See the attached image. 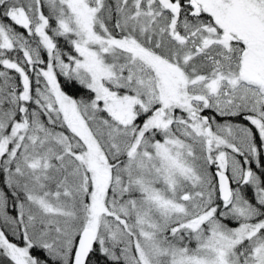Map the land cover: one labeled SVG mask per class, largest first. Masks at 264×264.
Masks as SVG:
<instances>
[{
  "label": "snow or ice",
  "instance_id": "1",
  "mask_svg": "<svg viewBox=\"0 0 264 264\" xmlns=\"http://www.w3.org/2000/svg\"><path fill=\"white\" fill-rule=\"evenodd\" d=\"M0 264H264V0H0Z\"/></svg>",
  "mask_w": 264,
  "mask_h": 264
}]
</instances>
